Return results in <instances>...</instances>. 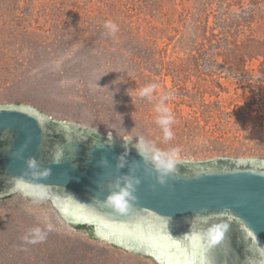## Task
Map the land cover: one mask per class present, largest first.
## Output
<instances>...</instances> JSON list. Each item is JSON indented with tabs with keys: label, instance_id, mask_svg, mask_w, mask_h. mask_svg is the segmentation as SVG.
Masks as SVG:
<instances>
[{
	"label": "rangeland",
	"instance_id": "374dc122",
	"mask_svg": "<svg viewBox=\"0 0 264 264\" xmlns=\"http://www.w3.org/2000/svg\"><path fill=\"white\" fill-rule=\"evenodd\" d=\"M252 40L261 56L235 63ZM152 83L156 98H139ZM162 94L167 141L155 122ZM11 104L143 136L175 162L264 159V0H0V105ZM37 226L45 239L26 242ZM87 235L43 198L0 199V264H158Z\"/></svg>",
	"mask_w": 264,
	"mask_h": 264
},
{
	"label": "water",
	"instance_id": "95a60500",
	"mask_svg": "<svg viewBox=\"0 0 264 264\" xmlns=\"http://www.w3.org/2000/svg\"><path fill=\"white\" fill-rule=\"evenodd\" d=\"M137 147L0 105V199L43 198L67 225L91 227L95 239L158 264H264V159L179 160L161 184ZM129 182L136 199L119 214L105 204Z\"/></svg>",
	"mask_w": 264,
	"mask_h": 264
},
{
	"label": "clouds",
	"instance_id": "9594fccd",
	"mask_svg": "<svg viewBox=\"0 0 264 264\" xmlns=\"http://www.w3.org/2000/svg\"><path fill=\"white\" fill-rule=\"evenodd\" d=\"M104 27L107 30V33L112 35L118 30L117 25L111 21H107ZM157 87L158 85L155 83L148 84L147 86L140 88L137 95L139 98L146 97L149 100L155 99L156 97H154L153 93L156 91ZM167 99V94L160 95L159 102L154 106V111L157 113L155 122L162 129L165 141L172 139L173 131L171 126L174 123V115L165 103ZM137 145L138 151L145 158L146 162L152 164V166L160 173L159 183H165V177L168 174L173 173L175 168V151H160L151 145L150 142L146 141L143 136L139 137ZM26 164L28 169H35L38 166L37 161L34 158H29L26 161ZM43 175L47 176L48 172L45 171ZM133 190V183L129 182L126 190H121L118 194L111 195L105 205L119 214L129 213L133 206V202L136 199L132 194ZM51 227V225H48V230H51ZM46 234V231L37 226L30 229L29 234L26 235L24 239L28 243H38L45 239Z\"/></svg>",
	"mask_w": 264,
	"mask_h": 264
},
{
	"label": "trees",
	"instance_id": "16d2710c",
	"mask_svg": "<svg viewBox=\"0 0 264 264\" xmlns=\"http://www.w3.org/2000/svg\"><path fill=\"white\" fill-rule=\"evenodd\" d=\"M258 44L259 42L252 40V45L247 48L244 52H240V54L236 55L235 58L233 60H235V63L238 62H244L246 60L249 59H254L255 57H259L261 56V51L257 50L258 49ZM240 48V47H239ZM75 228L77 229H83L88 235L89 239H95L93 236V232H92V228L91 227H87V226H75ZM85 250L84 253H87V250H91L93 249L92 246H90L89 244L83 245Z\"/></svg>",
	"mask_w": 264,
	"mask_h": 264
}]
</instances>
